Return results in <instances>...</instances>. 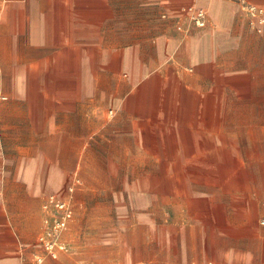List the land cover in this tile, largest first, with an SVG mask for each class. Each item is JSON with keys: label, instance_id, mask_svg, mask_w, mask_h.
<instances>
[{"label": "crops", "instance_id": "obj_1", "mask_svg": "<svg viewBox=\"0 0 264 264\" xmlns=\"http://www.w3.org/2000/svg\"><path fill=\"white\" fill-rule=\"evenodd\" d=\"M87 175L115 193L122 257L103 264H264V22L236 0H0V233L17 240L0 264H30L32 206L40 223L41 195Z\"/></svg>", "mask_w": 264, "mask_h": 264}, {"label": "rangeland", "instance_id": "obj_2", "mask_svg": "<svg viewBox=\"0 0 264 264\" xmlns=\"http://www.w3.org/2000/svg\"><path fill=\"white\" fill-rule=\"evenodd\" d=\"M14 156L16 157V153H14ZM16 159L18 158H14L15 161ZM46 169L47 167L43 169L42 173L44 179L47 175ZM31 174L32 168L27 165L24 170V176L30 178ZM69 178L70 175H67L63 185H67ZM75 178H78V176H74L73 180ZM89 178H92V175H90V177L87 175L86 178L82 176V182L80 178H78L79 183L75 186L73 194L75 215L71 223V228L66 233L67 242L69 243L68 251L59 255L56 259L47 257L45 264H103L107 262H121L122 253L111 251L107 245V237L109 236L110 228L120 224L117 217L112 214L115 193L102 188H90L89 185H87V181L90 180ZM47 181L52 185L51 191H56L62 186L61 181L57 179V175L53 171L48 175ZM81 183H83V185ZM40 185V179L36 178V191ZM47 193L48 191L41 195V202L49 195V193ZM35 208L36 207L33 205L31 216L23 223L27 226L29 225V228L25 227L23 236L20 237V243L23 238L25 240L24 242L28 243L30 248L38 244L36 241L37 232L39 230V225L43 224V220H41L40 223L39 221H35V215L37 214ZM107 213L110 215L107 216ZM123 239L128 245H134L138 242V240H136V235L132 232H126ZM0 240L4 241L7 247L9 244L17 242L16 238L9 233L8 229L0 233ZM126 253L130 255L128 250Z\"/></svg>", "mask_w": 264, "mask_h": 264}, {"label": "built area", "instance_id": "obj_3", "mask_svg": "<svg viewBox=\"0 0 264 264\" xmlns=\"http://www.w3.org/2000/svg\"><path fill=\"white\" fill-rule=\"evenodd\" d=\"M242 3V9L259 22H264V8L250 3L248 0H236ZM198 26L205 23V11L199 9L194 17ZM79 179L75 178L67 187L64 195L49 194L42 203L44 212L43 224L37 237L40 251L35 253L30 264H43L47 257L56 259L62 252L68 251V242L64 239L66 231L74 220L73 198L75 186ZM264 224V220L261 221Z\"/></svg>", "mask_w": 264, "mask_h": 264}]
</instances>
